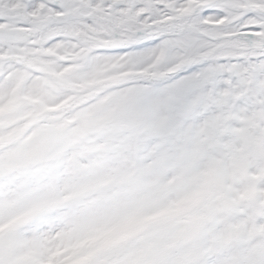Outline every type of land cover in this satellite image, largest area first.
Listing matches in <instances>:
<instances>
[{
  "label": "snow or ice",
  "instance_id": "1",
  "mask_svg": "<svg viewBox=\"0 0 264 264\" xmlns=\"http://www.w3.org/2000/svg\"><path fill=\"white\" fill-rule=\"evenodd\" d=\"M0 264H264V0H0Z\"/></svg>",
  "mask_w": 264,
  "mask_h": 264
}]
</instances>
